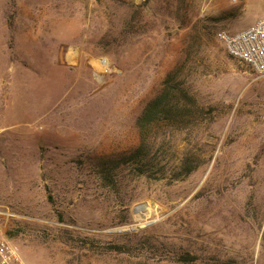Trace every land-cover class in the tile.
Masks as SVG:
<instances>
[{"label":"rangeland","instance_id":"obj_1","mask_svg":"<svg viewBox=\"0 0 264 264\" xmlns=\"http://www.w3.org/2000/svg\"><path fill=\"white\" fill-rule=\"evenodd\" d=\"M263 1L0 0V222L26 264H264V78L217 37Z\"/></svg>","mask_w":264,"mask_h":264},{"label":"built area","instance_id":"obj_2","mask_svg":"<svg viewBox=\"0 0 264 264\" xmlns=\"http://www.w3.org/2000/svg\"><path fill=\"white\" fill-rule=\"evenodd\" d=\"M227 53L264 78V1L261 18L252 26L235 31H221L217 35ZM0 264H26L0 222Z\"/></svg>","mask_w":264,"mask_h":264},{"label":"trees","instance_id":"obj_3","mask_svg":"<svg viewBox=\"0 0 264 264\" xmlns=\"http://www.w3.org/2000/svg\"><path fill=\"white\" fill-rule=\"evenodd\" d=\"M168 106H170V103L167 100V92H165L164 94L161 93L155 100L151 101L146 106L142 115L138 118L137 126L140 130L143 144L146 143L148 140L147 136L151 126L166 117ZM141 151L142 147L139 153L136 154V156H138V154L141 155ZM189 171L191 170H188V173H190ZM7 235L11 239L14 238V234L10 231H7ZM116 249L119 252H124L123 249H125V247L122 245L116 247ZM196 259L197 257L189 255L183 257V261H196Z\"/></svg>","mask_w":264,"mask_h":264}]
</instances>
